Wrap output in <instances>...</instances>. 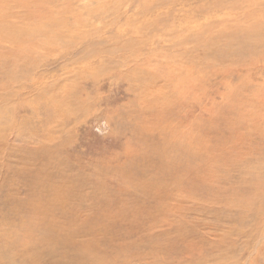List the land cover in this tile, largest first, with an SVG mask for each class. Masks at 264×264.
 Segmentation results:
<instances>
[{
    "label": "rangeland",
    "instance_id": "obj_1",
    "mask_svg": "<svg viewBox=\"0 0 264 264\" xmlns=\"http://www.w3.org/2000/svg\"><path fill=\"white\" fill-rule=\"evenodd\" d=\"M0 264H264V0H0Z\"/></svg>",
    "mask_w": 264,
    "mask_h": 264
}]
</instances>
